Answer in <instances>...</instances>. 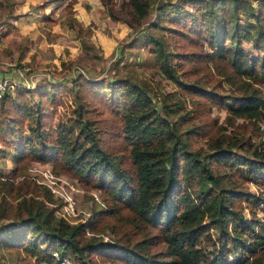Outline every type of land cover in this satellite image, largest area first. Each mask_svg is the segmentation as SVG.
<instances>
[{"label": "trees", "instance_id": "1", "mask_svg": "<svg viewBox=\"0 0 264 264\" xmlns=\"http://www.w3.org/2000/svg\"><path fill=\"white\" fill-rule=\"evenodd\" d=\"M208 1L207 28H211L208 44L213 49L211 54L205 53L204 56H217L224 60L223 64H217L218 71L221 66L222 73L227 71L230 74L233 70L243 77L242 83L234 87V93L217 99L218 93L203 86L197 76L193 80H183L182 74L191 72V75H196L197 65L184 70L182 74L178 73L170 63L173 53L164 50L163 42L154 36H149L147 41L154 43L159 52L162 72L183 91L200 96L208 94L212 98L215 96L229 113L242 119L264 117V94L258 84V81L264 83V54L259 58L262 65L258 67L257 61L236 41L224 42L230 29L231 40L238 39L242 34L241 38L260 47V43L264 42V10L259 7L257 11L256 5L246 0L250 9L248 17L252 20L237 33V22L234 21L232 28L231 24H219L217 19L215 8L222 7L225 0ZM243 1L229 0L233 13L231 17L235 16L237 7H245ZM196 2L192 0L193 4ZM126 5L131 18L139 24L149 15L148 0H129ZM172 7L174 12L181 14V5L175 3ZM206 14L201 15L202 19ZM210 15L215 20H211ZM183 19L187 21L185 15ZM152 25L158 26L154 22ZM235 35L237 37L233 38ZM186 56L190 60L197 58L193 52ZM257 72H260L259 78L256 77ZM227 76H224V81ZM91 85L100 89L99 92L93 89V92L100 93L97 103L100 99L109 102L118 99L123 104L121 111L112 109L110 114L103 115L100 104L97 110L93 106L95 102L80 98V94L76 93L72 108L75 118L70 120L69 125H60L54 141L49 140L46 130L43 132L40 129L44 112L40 97L35 104L31 101L35 87L5 93L0 100L4 102L6 97L15 94L24 95L25 103L17 104L23 116L33 121L29 125L33 135H22L20 138L18 147L24 153L22 158L27 150L35 159L42 161H47L48 157H58L84 184L105 191L110 196V204L100 209L96 216L107 218L110 215L108 221L112 223L115 236L123 238L125 242L103 240L93 231L86 233L87 225L95 230L93 228L104 222L97 217L70 222L58 215L53 206H48L45 199L30 195L23 196L17 205L16 223L0 222V233H3L1 243L10 252L15 248L18 251L16 257L24 259V264L54 263L56 253L62 255L67 252L74 257L75 264H104L102 261L106 259L115 260L114 264H244L239 256L233 262L224 260L225 243L222 239L221 245L209 257L205 247L200 244V236L204 234L214 245V233H218L220 238L228 232L225 240L234 249L240 247L239 251L244 247L248 249L245 236L264 242V232L254 229L255 223L264 228V219L245 216L238 204L245 196L259 201L264 197V190L260 196L236 187L238 179L254 181L258 177H261L264 185V152L249 150L252 145L249 137L246 140L235 136L225 138L221 133L217 139L208 138L206 151L200 153L199 150H191L185 137L190 133L205 134V131H202V124L193 120L196 117H183L184 101L178 98L174 104V94H164L158 107L156 99L135 81L115 83L98 80ZM47 91L48 95L53 96L56 90ZM184 99L187 101L186 97ZM173 114H177V118H172ZM100 119L104 121V129L112 139L122 137L126 140L128 166H124L121 158L112 155L102 143L104 130L94 124ZM179 120H187V130H178ZM253 125L247 121L242 122L240 127L253 130ZM34 137L40 146L34 144ZM221 167L224 170H220ZM183 174L191 185L195 183L192 190L184 181ZM157 244L161 247L153 250ZM0 264H5L1 257ZM11 264H21L15 261L12 253Z\"/></svg>", "mask_w": 264, "mask_h": 264}, {"label": "rangeland", "instance_id": "2", "mask_svg": "<svg viewBox=\"0 0 264 264\" xmlns=\"http://www.w3.org/2000/svg\"><path fill=\"white\" fill-rule=\"evenodd\" d=\"M128 1L0 0V76L10 74L17 82L26 80L30 86L35 87L31 101L35 104L39 97L42 99L44 122L40 129L48 132L49 140L54 141L57 137L60 125H69L70 120H74L75 113L72 108L75 106L76 93L80 94V98L95 102L93 106H96L97 110L101 108L103 115L110 114L112 109L121 111L123 104L118 99L114 102L100 99L97 103L99 100L97 95L100 93L93 92L96 86H92V82L135 81L156 99L158 107L166 93L175 95L172 100L174 104L178 98L184 101L183 117L185 119L196 117L193 120L202 124V131H205V134L190 133L185 137L189 149L202 153L207 150L208 138L217 139L221 133L225 138L235 136L246 140L249 137L252 144L249 150L264 152V131L258 125V120L262 121L264 117L256 120L242 119L229 113L225 105L217 100L234 93V87H238L244 79L233 70L230 74L227 71L222 73L221 66L218 71L217 64H223V59L220 60L217 56L211 58L204 56L205 53L211 54L213 49L208 44L211 28H207L209 18L206 9L209 1L196 0L198 2L193 4L192 0H148L149 15L142 24L129 15L126 5ZM249 1L256 5L257 11L259 7L264 10V0ZM175 3L182 6L180 15L173 10L172 4ZM242 4L245 7H237V15L234 17H231L233 13L229 0H225L222 7L215 8L219 24L227 26L231 24L233 28L235 21L237 33L249 25V21L252 20L248 17L250 9L246 5V0ZM203 13L206 14L204 19L201 17ZM184 15L187 21L183 19ZM210 18L215 20L211 15ZM153 22L158 26L152 25ZM230 34L231 30L228 29L224 42L228 44L230 41H236V44L244 48L260 67L262 60L259 58L264 54V42L258 47L254 42L241 38L242 34L235 40H231ZM149 36L160 39L164 50L173 53L170 63L178 73L182 74L184 70L197 65L196 75H191V72L188 75L182 74L183 80H193L197 76L203 86L218 93L217 99L208 94L200 96L187 93L169 79L161 70L159 52L155 49L154 43L147 41ZM236 37L235 35L233 38ZM189 52H193L197 58L190 60L186 56ZM259 73L256 74L257 78L260 77ZM224 76H227L226 81L223 80ZM258 84L264 94V83L258 81ZM49 89L56 90L53 96L48 95ZM95 90L100 91L98 88ZM25 96L28 97V94ZM17 102L24 104V95L21 97L15 94L6 97L4 102L0 100V222L16 223V207L22 197L38 195L45 199L48 206H53L58 215L70 222L91 220V216L104 221L93 228L96 231L87 225L86 233L90 234L93 231L103 240L125 242L123 238L115 236L112 223L108 221L110 215L107 218L96 216L99 215L100 209L110 204V196L105 191L94 185L84 184L58 157H48L47 161H42L35 159L27 150L26 156L22 158L24 153L19 149L18 143L22 135H33L29 131V125L33 121L23 116ZM98 104L100 108L97 107ZM177 116L173 114L172 118ZM247 121L252 122V125L255 123L253 130L249 128L244 130L240 127L242 122ZM94 124L104 130L102 142L104 146L112 155L119 156L124 166H128L129 149L125 148L128 147L126 140L122 137H118V140L112 139L110 133L104 129L102 119L94 121ZM188 126L187 120H179L177 128L183 131L187 130ZM49 140L47 139L48 142ZM33 142L37 143L36 146L39 145L35 137ZM220 170L224 168L221 167ZM262 172L264 174V170ZM183 179L190 190L195 187V183L191 185L184 174ZM237 181V189L244 191L248 189L250 193L253 191L255 195L260 196L264 190L261 177L254 181L250 179ZM263 200L264 197L256 202L250 196H245L238 204L245 216H256L263 220ZM254 227L255 231L264 232V228L258 223H255ZM210 231L214 233L213 229ZM227 235L228 232L219 238V234L214 233L213 239L216 240L213 245L210 239L201 234L200 244L205 247L210 257L217 246L221 245L222 239L225 243L224 260L233 262L235 257L239 256L244 264H264L263 241L245 236L248 249L244 247L239 251L240 247L234 249L233 245L225 240L224 237ZM2 237L3 233H0V257L3 262L11 264L12 253L15 261L24 264V259L16 257L18 251L15 248L10 252L1 243ZM160 247V244H157L152 249L158 250ZM149 249L151 250V247ZM20 253L24 254L23 251ZM66 254L73 257L68 252ZM114 261L106 259L102 263L114 264Z\"/></svg>", "mask_w": 264, "mask_h": 264}, {"label": "built area", "instance_id": "3", "mask_svg": "<svg viewBox=\"0 0 264 264\" xmlns=\"http://www.w3.org/2000/svg\"><path fill=\"white\" fill-rule=\"evenodd\" d=\"M29 87H33V85L30 86L29 81L25 80V82H17V79L10 74L0 76V97L5 93H14L17 89H25ZM258 125L259 128L264 131V120L259 121ZM64 208H66V205ZM40 264H75V261L69 254L57 255L56 253V262H42Z\"/></svg>", "mask_w": 264, "mask_h": 264}]
</instances>
